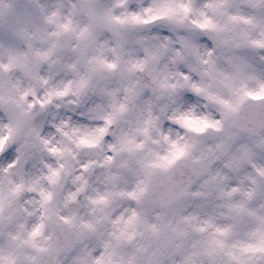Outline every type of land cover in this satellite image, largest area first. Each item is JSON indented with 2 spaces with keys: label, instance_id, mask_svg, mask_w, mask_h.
<instances>
[{
  "label": "clouds",
  "instance_id": "clouds-1",
  "mask_svg": "<svg viewBox=\"0 0 264 264\" xmlns=\"http://www.w3.org/2000/svg\"><path fill=\"white\" fill-rule=\"evenodd\" d=\"M0 264H264V0H0Z\"/></svg>",
  "mask_w": 264,
  "mask_h": 264
}]
</instances>
